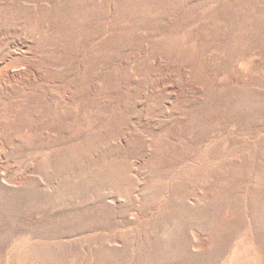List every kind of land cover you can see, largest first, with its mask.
Returning a JSON list of instances; mask_svg holds the SVG:
<instances>
[{"label":"rangeland","instance_id":"obj_1","mask_svg":"<svg viewBox=\"0 0 264 264\" xmlns=\"http://www.w3.org/2000/svg\"><path fill=\"white\" fill-rule=\"evenodd\" d=\"M0 264H264V0H0Z\"/></svg>","mask_w":264,"mask_h":264}]
</instances>
